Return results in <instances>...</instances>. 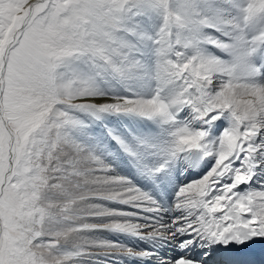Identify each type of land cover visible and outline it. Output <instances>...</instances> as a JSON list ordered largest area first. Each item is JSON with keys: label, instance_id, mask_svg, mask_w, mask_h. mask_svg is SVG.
Returning a JSON list of instances; mask_svg holds the SVG:
<instances>
[{"label": "snow or ice", "instance_id": "snow-or-ice-1", "mask_svg": "<svg viewBox=\"0 0 264 264\" xmlns=\"http://www.w3.org/2000/svg\"><path fill=\"white\" fill-rule=\"evenodd\" d=\"M0 264H264V0H0Z\"/></svg>", "mask_w": 264, "mask_h": 264}]
</instances>
